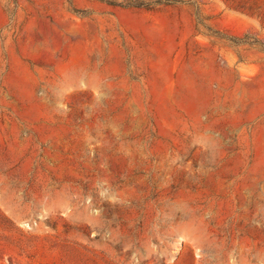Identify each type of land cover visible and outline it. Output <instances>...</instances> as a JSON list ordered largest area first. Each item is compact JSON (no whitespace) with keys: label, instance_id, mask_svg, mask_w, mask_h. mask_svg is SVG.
<instances>
[{"label":"rangeland","instance_id":"374dc122","mask_svg":"<svg viewBox=\"0 0 264 264\" xmlns=\"http://www.w3.org/2000/svg\"><path fill=\"white\" fill-rule=\"evenodd\" d=\"M0 0V264H264V0Z\"/></svg>","mask_w":264,"mask_h":264},{"label":"trees","instance_id":"16d2710c","mask_svg":"<svg viewBox=\"0 0 264 264\" xmlns=\"http://www.w3.org/2000/svg\"><path fill=\"white\" fill-rule=\"evenodd\" d=\"M105 1L110 4L114 5H120V6H133V7H145V8H150L153 7L151 4H148L145 0H101Z\"/></svg>","mask_w":264,"mask_h":264}]
</instances>
